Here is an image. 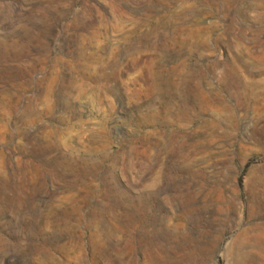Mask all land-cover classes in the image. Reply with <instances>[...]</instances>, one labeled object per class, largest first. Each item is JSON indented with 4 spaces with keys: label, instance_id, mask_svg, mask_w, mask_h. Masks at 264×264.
<instances>
[{
    "label": "rangeland",
    "instance_id": "rangeland-1",
    "mask_svg": "<svg viewBox=\"0 0 264 264\" xmlns=\"http://www.w3.org/2000/svg\"><path fill=\"white\" fill-rule=\"evenodd\" d=\"M0 264H264V0H0Z\"/></svg>",
    "mask_w": 264,
    "mask_h": 264
}]
</instances>
